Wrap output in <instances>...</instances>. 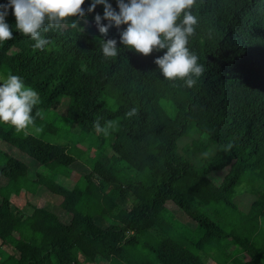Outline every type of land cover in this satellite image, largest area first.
Wrapping results in <instances>:
<instances>
[{
    "label": "trees",
    "instance_id": "16d2710c",
    "mask_svg": "<svg viewBox=\"0 0 264 264\" xmlns=\"http://www.w3.org/2000/svg\"><path fill=\"white\" fill-rule=\"evenodd\" d=\"M103 7L79 28L45 33L43 51L14 30L9 9L0 75L20 76L40 103L34 126L0 123V264H205L201 254L264 264V0H196L187 47L205 71L192 87L159 73L154 60L166 50L104 59L95 38L122 46L115 27L102 37L95 25ZM71 170L77 181H56ZM20 193L51 201L29 212L12 202ZM242 194L253 198L245 210L234 201Z\"/></svg>",
    "mask_w": 264,
    "mask_h": 264
},
{
    "label": "clouds",
    "instance_id": "9594fccd",
    "mask_svg": "<svg viewBox=\"0 0 264 264\" xmlns=\"http://www.w3.org/2000/svg\"><path fill=\"white\" fill-rule=\"evenodd\" d=\"M196 0H116V9L108 0H91L85 10V0H7L0 4V42L13 39V26L6 22L9 9L15 18L14 30L21 36L30 38L33 50H45L51 41L45 33L69 25L79 28L78 22L84 19L86 12H92L102 4L103 16L94 17L95 25L102 37H107L110 28L119 32V44L115 38L101 39L100 51L104 59L116 58L120 50H134L147 57L153 51H164L154 60L157 70L167 81L183 80L187 87H192L205 71L198 64V57L187 47L189 38L194 34L198 19L191 12ZM183 13V15H182ZM71 18V19H69ZM107 24H101V21ZM126 27L121 30V26ZM81 29V28H80ZM82 31V29H81ZM187 78V79H185ZM40 103L39 93L25 84L24 80L9 73L0 80V123L21 132L34 126L33 109ZM131 109L127 116L136 115ZM39 112H36V116ZM112 121H108L110 127ZM97 131L106 132V128L95 122ZM40 131L39 128L36 129ZM229 143L224 146L228 151Z\"/></svg>",
    "mask_w": 264,
    "mask_h": 264
},
{
    "label": "rangeland",
    "instance_id": "374dc122",
    "mask_svg": "<svg viewBox=\"0 0 264 264\" xmlns=\"http://www.w3.org/2000/svg\"><path fill=\"white\" fill-rule=\"evenodd\" d=\"M5 77L4 76H1L0 75V80H3ZM190 134L192 135V133L190 132ZM190 134L188 137H184L182 138L180 141H179V145H185L189 142L190 140ZM47 139H50L51 141H56V137H50L49 136L47 137ZM62 139V138H61ZM85 144V142H82L80 143L79 145L80 146H83L85 148H87L86 145H83ZM214 152V150H212L211 148H208L206 149L205 151H203V153L200 155V156H205V155H211L212 153ZM90 155L92 154V156H95L96 154L94 152H90L89 153ZM26 163H29L30 161L29 160H24ZM47 176L49 177H52V178H56L57 176H53L51 173H46ZM79 178V172L78 171H74V170H71L68 172V175L67 176H58L56 178V181L58 183H64V184H72L73 182L77 181ZM109 193L111 192V190H109ZM46 200L47 201H51L48 197H45V196H36V197H30L28 196L26 193H20V195L18 197H13L12 198V202L14 203V205L18 208V209H22V208H26L29 212L33 210L34 207H40V206H44V204L46 203ZM234 201L237 202L240 207L242 209H247L248 208V204L253 201V198L251 195H238L236 196V198H234ZM171 205V204H170ZM171 208H175L177 211H175L173 209V211L175 212V216L178 218V219H181V220H185V217L183 214H181L180 210L177 209L176 207H172L170 206L168 209L170 210ZM48 209L58 218L60 219L63 223H68L69 221V217L61 212V211H58L57 210V207H48ZM171 211V210H170ZM172 213V212H171ZM173 214V213H172ZM186 222H189L187 220H185ZM191 223V222H189ZM192 224V223H191ZM224 245L226 244V242H223ZM225 247H227L225 245ZM7 255V249L4 247V246H1L0 245V260L3 259L4 257H6ZM202 256V260L204 261L205 264H217V262H214L212 261L210 258H207V256H204V254H201ZM80 257V261H79V264H94L92 262H89L87 259Z\"/></svg>",
    "mask_w": 264,
    "mask_h": 264
}]
</instances>
